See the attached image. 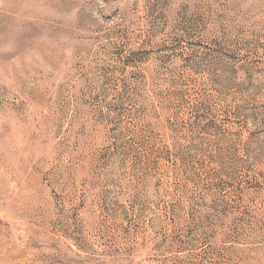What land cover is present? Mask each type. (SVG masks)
Returning <instances> with one entry per match:
<instances>
[{"label": "rangeland", "instance_id": "obj_1", "mask_svg": "<svg viewBox=\"0 0 264 264\" xmlns=\"http://www.w3.org/2000/svg\"><path fill=\"white\" fill-rule=\"evenodd\" d=\"M0 264H264V0H0Z\"/></svg>", "mask_w": 264, "mask_h": 264}]
</instances>
